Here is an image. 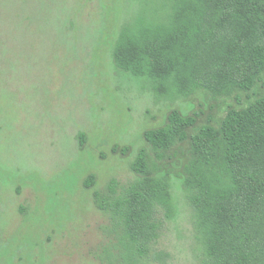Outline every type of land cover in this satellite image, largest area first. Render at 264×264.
I'll return each instance as SVG.
<instances>
[{
  "label": "rangeland",
  "instance_id": "obj_1",
  "mask_svg": "<svg viewBox=\"0 0 264 264\" xmlns=\"http://www.w3.org/2000/svg\"><path fill=\"white\" fill-rule=\"evenodd\" d=\"M171 9L170 0H0V264H205L182 185L189 141L165 161L176 214L158 215L147 257L135 261L94 200L112 179L135 181L144 132L172 110L197 112L198 126L218 124L264 95L263 79L231 96L161 98L149 79L118 69L122 26L139 14L165 20Z\"/></svg>",
  "mask_w": 264,
  "mask_h": 264
},
{
  "label": "trees",
  "instance_id": "obj_2",
  "mask_svg": "<svg viewBox=\"0 0 264 264\" xmlns=\"http://www.w3.org/2000/svg\"><path fill=\"white\" fill-rule=\"evenodd\" d=\"M170 1L165 20L139 14L122 26L113 49L118 69L146 77L157 97L171 99L198 91L231 96L264 79V0ZM197 122V112L174 109L146 130L148 147L131 164L135 181L122 187L112 179L106 192H94L95 203L135 261L147 257L160 234L158 215L176 214L165 161L189 141L182 185L205 264H264V95L230 108L218 124ZM93 182L90 175L85 184Z\"/></svg>",
  "mask_w": 264,
  "mask_h": 264
}]
</instances>
